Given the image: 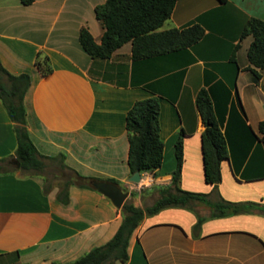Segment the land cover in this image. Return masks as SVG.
I'll return each mask as SVG.
<instances>
[{
  "label": "crops",
  "instance_id": "obj_1",
  "mask_svg": "<svg viewBox=\"0 0 264 264\" xmlns=\"http://www.w3.org/2000/svg\"><path fill=\"white\" fill-rule=\"evenodd\" d=\"M104 1L0 0V59L11 73L31 75L25 97L30 136L42 154H64L70 167L52 177V170L31 174L17 168L15 125L0 99V159L9 168L0 172V264H66L108 242L123 221L122 207L96 183L119 186L138 206L152 205L162 188L174 187L180 136L182 189L209 193L212 202L264 204V69L260 76L252 70L248 50L254 37L242 36L250 18L264 20V0H178L160 30L199 23L205 34L198 42L138 60L128 42L111 58L94 60L81 45L80 30L88 26L101 42L95 8ZM45 56L52 68L47 75L37 65ZM202 89L211 94L229 146L219 194L205 179L206 125L197 105ZM151 96L160 102L164 160L133 182L127 113ZM46 161L61 168L59 159ZM71 170L97 181L93 187L72 185L65 204L58 199L61 174ZM215 211L195 201L192 208L145 216L121 264H264V214Z\"/></svg>",
  "mask_w": 264,
  "mask_h": 264
},
{
  "label": "trees",
  "instance_id": "obj_2",
  "mask_svg": "<svg viewBox=\"0 0 264 264\" xmlns=\"http://www.w3.org/2000/svg\"><path fill=\"white\" fill-rule=\"evenodd\" d=\"M30 4L34 0H21ZM178 0H106L95 8L97 19L103 27L101 42H97L88 26L80 30V42L94 60L111 58L124 44L132 43L134 60L152 57L186 48L198 42L205 34L199 23L183 28L160 30L168 20ZM253 35L254 40L248 50L252 70L260 76L264 69V20L249 19L242 36ZM44 75L52 71L48 56L37 60ZM31 86V75L11 73L0 59V99L14 122L18 146L15 153L17 168L25 173L42 174L49 171L47 159H59L60 171L70 168L64 163V154L50 157L42 154L33 142L28 130L25 97ZM197 105L206 125L202 133V148L205 179L218 191L222 181V162L229 158V146L219 120L210 92L202 89L197 96ZM126 127L129 138L128 164L132 173L155 170L162 166L165 144L161 137L160 102L157 96L137 100L127 113ZM259 132L264 140V120L259 124ZM177 166L173 173L174 187L161 189V196L150 206L141 207L127 200L122 206L123 221L114 236L105 244L92 248L73 262L66 264H115L127 262L129 244L134 230L147 215H153L168 207L192 208L195 201H204L216 207L213 215L224 216L257 210L264 214V204L254 201L233 202L223 198L210 200L209 193L184 190L179 186L184 162V142L180 136L176 141ZM6 159H0V172L8 171ZM52 170V169H51ZM50 170V171H51ZM61 173V172H60ZM63 181L58 199L70 202V187H93L96 178L85 176L76 170L62 172ZM112 181H115L112 179ZM199 219L197 225L201 223ZM30 264V263H24Z\"/></svg>",
  "mask_w": 264,
  "mask_h": 264
},
{
  "label": "water",
  "instance_id": "obj_3",
  "mask_svg": "<svg viewBox=\"0 0 264 264\" xmlns=\"http://www.w3.org/2000/svg\"><path fill=\"white\" fill-rule=\"evenodd\" d=\"M141 178V171H136L130 177V181L140 182ZM96 186L102 193L108 196L113 201V203L119 208L124 205L129 196L128 192L123 191L122 188L114 184L96 183Z\"/></svg>",
  "mask_w": 264,
  "mask_h": 264
},
{
  "label": "rangeland",
  "instance_id": "obj_4",
  "mask_svg": "<svg viewBox=\"0 0 264 264\" xmlns=\"http://www.w3.org/2000/svg\"><path fill=\"white\" fill-rule=\"evenodd\" d=\"M56 167V165L55 166H53V167H51V168H49V170H51L52 169V171L51 172H49V175L52 177L53 175H55V174H59V172H60V170H59V168H55ZM55 179H53V181H54ZM54 182H57V181H54ZM147 204V203H146ZM116 264H121V262L120 261H117L116 262Z\"/></svg>",
  "mask_w": 264,
  "mask_h": 264
}]
</instances>
